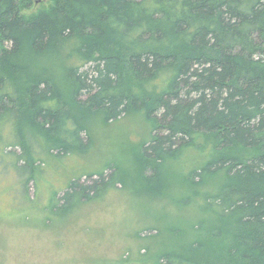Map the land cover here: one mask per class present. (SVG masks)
<instances>
[{
    "label": "trees",
    "instance_id": "16d2710c",
    "mask_svg": "<svg viewBox=\"0 0 264 264\" xmlns=\"http://www.w3.org/2000/svg\"><path fill=\"white\" fill-rule=\"evenodd\" d=\"M42 3L26 13L34 0H0V173L32 203L46 163L92 149V119L142 114L152 126L135 155L142 193L168 196L169 164L196 149L206 160L190 181L213 211L202 245L150 263L264 264V0ZM123 176L108 164L73 177L51 212Z\"/></svg>",
    "mask_w": 264,
    "mask_h": 264
},
{
    "label": "rangeland",
    "instance_id": "374dc122",
    "mask_svg": "<svg viewBox=\"0 0 264 264\" xmlns=\"http://www.w3.org/2000/svg\"><path fill=\"white\" fill-rule=\"evenodd\" d=\"M42 1L47 0H34L24 12L36 10ZM89 127L92 149L46 163L39 183L26 192L29 200L37 194L32 203L13 172L0 173V264H151L161 253L193 240L202 245L213 211L203 207L197 196L201 186L192 185L189 176L205 162L203 153L186 150L172 161L171 193L153 199L141 191L135 156L151 137L149 121L142 114L124 115L109 123L94 118ZM108 164L119 166L125 184L65 215L51 212L54 192L65 190L73 177ZM206 183L203 189H213ZM197 225H203L201 233L194 230Z\"/></svg>",
    "mask_w": 264,
    "mask_h": 264
}]
</instances>
